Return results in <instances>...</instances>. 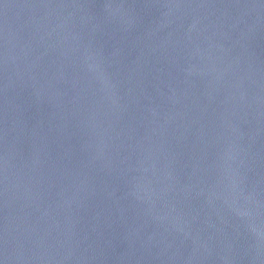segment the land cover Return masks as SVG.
Instances as JSON below:
<instances>
[{
    "label": "water",
    "instance_id": "1",
    "mask_svg": "<svg viewBox=\"0 0 264 264\" xmlns=\"http://www.w3.org/2000/svg\"><path fill=\"white\" fill-rule=\"evenodd\" d=\"M0 264H264V0H0Z\"/></svg>",
    "mask_w": 264,
    "mask_h": 264
}]
</instances>
